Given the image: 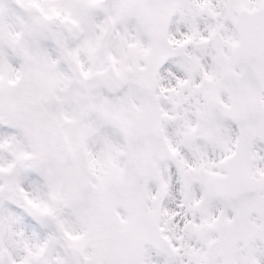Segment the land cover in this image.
<instances>
[{"label":"snow or ice","instance_id":"6c2138e0","mask_svg":"<svg viewBox=\"0 0 264 264\" xmlns=\"http://www.w3.org/2000/svg\"><path fill=\"white\" fill-rule=\"evenodd\" d=\"M0 264H264V0H0Z\"/></svg>","mask_w":264,"mask_h":264}]
</instances>
